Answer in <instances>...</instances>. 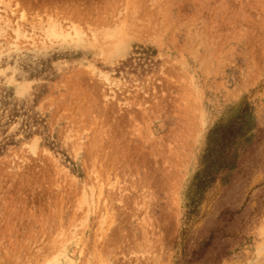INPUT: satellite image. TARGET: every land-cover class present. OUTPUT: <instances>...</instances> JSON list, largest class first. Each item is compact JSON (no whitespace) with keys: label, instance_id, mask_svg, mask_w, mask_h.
Segmentation results:
<instances>
[{"label":"rangeland","instance_id":"1","mask_svg":"<svg viewBox=\"0 0 264 264\" xmlns=\"http://www.w3.org/2000/svg\"><path fill=\"white\" fill-rule=\"evenodd\" d=\"M148 1L0 0V264H264V0Z\"/></svg>","mask_w":264,"mask_h":264},{"label":"bare ground","instance_id":"2","mask_svg":"<svg viewBox=\"0 0 264 264\" xmlns=\"http://www.w3.org/2000/svg\"><path fill=\"white\" fill-rule=\"evenodd\" d=\"M148 1V0H147ZM2 5L5 9L9 8V4L7 2H5V0H1ZM149 2V1H148ZM127 4V3H126ZM2 10H5V9ZM121 8V7H120ZM119 8V9H120ZM125 10V9H124ZM162 10V9H161ZM8 11V9H7ZM10 11V10H9ZM12 11V9H11ZM156 11V10H154ZM1 12V11H0ZM122 12V11H121ZM55 13V12H54ZM136 13V12H135ZM123 15V14H122ZM54 16H56V14H54ZM142 16V15H141ZM48 17V16H47ZM50 17V16H49ZM57 17V16H56ZM121 17V15H120ZM160 17V16H159ZM20 18V19H19ZM51 18V17H50ZM130 18V17H129ZM128 18V19H129ZM34 19V18H33ZM66 19V18H65ZM132 19V18H131ZM127 20L126 22L124 21H119L117 23H113V25L109 26V27H104V25H99V24H95L91 27H89L88 25H85V29L87 31H90L88 36L90 35V37L87 36V34L85 33V31L83 30V27L79 26L78 24H73L74 22L71 21L70 24V28L72 29L71 32L67 31L64 25H61L59 22V20H47L46 23L40 24V26H37L36 28L42 31V35L47 38V39H53V38H60L61 40H68L70 39L71 41H75V42H80V41H84L83 37H86L87 39H90L91 41H89L91 43V46H97V44L99 47V54L100 55H105L108 56L110 58V56L115 55L116 53L121 52L124 49L125 43L128 42L126 41V38L129 37L127 36V32H128V28L130 30L131 27V31L133 32V34L135 33V22L134 20ZM25 17L23 15V13H20L17 17V22L14 24V26H11L10 21H8V19L4 18V16L2 17V15H0V36H2L4 34L5 29L9 28L11 29V32L16 36V37H26V32L25 30L22 28L21 23L22 21H25ZM35 20V19H34ZM41 20V19H40ZM71 20V19H70ZM136 20V19H135ZM33 21V20H32ZM37 21V20H36ZM35 21V22H36ZM75 21V20H74ZM29 22V21H28ZM34 22V21H33ZM73 22V23H72ZM25 23V22H24ZM70 23V22H69ZM28 24V23H27ZM38 24V23H37ZM36 24V25H37ZM26 25V24H25ZM30 25V24H29ZM32 28L34 25H30ZM64 28H63V27ZM103 26V27H102ZM144 26V25H143ZM69 27V26H68ZM134 28V29H133ZM137 28V27H136ZM144 28V27H143ZM175 28V27H174ZM127 30V32H126ZM161 30V29H160ZM29 31V30H28ZM141 32V31H140ZM143 32V31H142ZM159 32V31H158ZM88 33V32H87ZM138 33V32H137ZM142 34V33H141ZM29 35H34V33L29 34ZM132 35V34H131ZM127 36V37H126ZM152 36V35H151ZM150 36V37H151ZM154 37V36H153ZM155 38V37H154ZM103 76L102 78L105 81H109L108 77L106 75H101ZM102 87V86H101ZM100 88V87H99ZM117 95V94H116ZM103 97V96H102ZM100 98V97H99ZM117 98V97H116ZM118 100V99H117ZM103 102V101H102ZM135 106V105H134ZM131 111V110H130ZM99 121V120H98ZM133 122V121H132ZM132 128V127H131ZM110 136V135H109ZM99 144V143H98ZM79 147V145H78ZM113 151V150H112ZM174 151V150H173ZM93 170V169H92ZM116 172V171H115ZM112 173V172H111ZM107 174V173H106ZM119 174V173H118ZM104 176V175H103ZM112 180V179H111ZM117 182V181H116ZM121 184V183H120ZM155 184V183H154ZM110 185V184H109ZM160 185V184H159ZM158 185V186H159ZM119 186V185H118ZM142 188V187H141ZM101 189V188H99ZM89 190V189H88ZM119 190V189H118ZM125 190V189H124ZM111 191V190H110ZM92 193V192H91ZM90 195V194H89ZM85 196V195H84ZM121 196V195H120ZM130 198V197H129ZM147 198V197H146ZM82 200V198H80ZM85 199L83 198V201ZM121 200V199H120ZM128 200V199H127ZM82 201V202H83ZM87 201V200H86ZM130 202V201H129ZM80 203V202H79ZM88 202H86L87 204ZM89 205V204H88ZM87 205V206H88ZM121 205V204H120ZM79 208V207H78ZM125 209V208H124ZM136 210V209H135ZM88 211V210H87ZM89 212V211H88ZM72 216V215H71ZM104 217V216H102ZM101 221V220H100ZM104 223V222H103ZM103 225V224H102ZM71 233V232H70ZM75 233V232H73ZM152 233V232H150ZM123 242V241H122ZM126 243V242H125ZM122 244V243H121ZM127 244V243H126ZM126 249V247H125ZM128 250V249H126Z\"/></svg>","mask_w":264,"mask_h":264}]
</instances>
